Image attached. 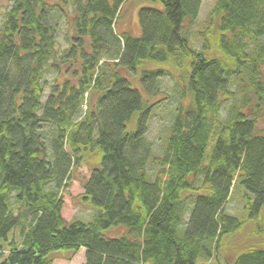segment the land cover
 Listing matches in <instances>:
<instances>
[{
	"label": "trees",
	"instance_id": "16d2710c",
	"mask_svg": "<svg viewBox=\"0 0 264 264\" xmlns=\"http://www.w3.org/2000/svg\"><path fill=\"white\" fill-rule=\"evenodd\" d=\"M7 1L0 12V264H54L82 249L83 264L219 261L245 226L226 210L235 191L258 226L264 0H215L197 32L199 49L189 35L203 0H153L164 8L140 9L139 37L114 32L129 0H72L73 33L61 54L55 8L64 12L67 0ZM51 69L64 78L45 98ZM130 71L150 91L171 76L190 98L153 158L154 175L145 136L155 105L132 87ZM80 165L91 174L75 201L95 214L68 221L63 192ZM121 226L122 236L105 234ZM232 256L225 264H264L261 248Z\"/></svg>",
	"mask_w": 264,
	"mask_h": 264
},
{
	"label": "rangeland",
	"instance_id": "374dc122",
	"mask_svg": "<svg viewBox=\"0 0 264 264\" xmlns=\"http://www.w3.org/2000/svg\"><path fill=\"white\" fill-rule=\"evenodd\" d=\"M72 0H67L64 4V12H61L59 8H55L56 15V31H57V45L56 50L58 54H61L69 45L68 36L73 33V9ZM113 1V0H111ZM215 0H203L200 15L197 23L191 28L189 39L193 46L197 49L201 47L202 40L199 38L197 32L202 30L207 24V15L214 5ZM56 5L57 2L53 1ZM10 4L7 0H0V12L4 13ZM142 7H152L162 10L164 8L160 1L153 0H129L127 1L123 15L120 20L117 21L116 28L114 29L116 35H121L124 32H130L132 35L139 37L142 34V28L139 20V11ZM182 69L178 70V74H182ZM124 76L129 79L133 88L138 89L145 100L154 104L147 126V133L145 136V143L150 151V159L148 163V170L151 175L157 172V166L153 161L155 156L162 154L165 141L169 135L172 123L174 121L176 112L181 103L186 104L190 98L185 97L181 93V88L177 81L171 77H164L159 80L160 91L148 90L145 84L141 80V74L133 72H124ZM63 71L59 73L55 70H49L46 74V94L45 98L49 95L50 87L58 81L63 82ZM236 103V100H230L225 103L222 109L223 118H227L231 114L232 106ZM86 111V104L83 105L81 111V117L84 116ZM132 127V126H131ZM258 129L264 132V112L258 122ZM210 156V148L207 151V157ZM89 169L80 165L76 167L68 178L70 186L65 188L63 192L64 206L63 217L71 221L73 219L90 221L95 211L89 206H84L75 201L76 197L84 192L83 186L86 180L90 177ZM226 210L232 215L237 216L239 219L245 222V226L241 233L233 240L232 246L228 245L226 249L221 251V258L217 261L215 258L212 260L200 259L197 264H225L224 259H231L238 252L248 247L264 249V209L261 212L260 221L258 226L254 224L253 220L249 217L248 212L244 209L243 202L241 200V193L235 191L231 199L226 204ZM125 227L114 228L107 231L105 234L111 238L120 237L124 234ZM61 255L67 254V250L61 251ZM85 250L82 249L73 260H67V256H58L54 264H83L85 259Z\"/></svg>",
	"mask_w": 264,
	"mask_h": 264
}]
</instances>
